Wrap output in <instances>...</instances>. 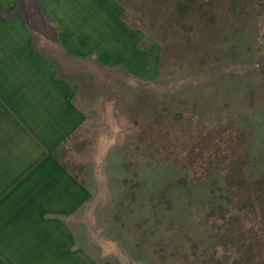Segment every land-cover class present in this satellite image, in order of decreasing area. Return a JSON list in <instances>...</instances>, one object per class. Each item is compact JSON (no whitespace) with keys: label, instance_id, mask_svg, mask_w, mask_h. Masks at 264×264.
Wrapping results in <instances>:
<instances>
[{"label":"rangeland","instance_id":"rangeland-1","mask_svg":"<svg viewBox=\"0 0 264 264\" xmlns=\"http://www.w3.org/2000/svg\"><path fill=\"white\" fill-rule=\"evenodd\" d=\"M21 1L45 26L37 3ZM159 1L123 0L133 22L146 17L154 79L94 66L67 76L86 122L65 159L90 196L68 224L99 263L208 248L225 168L243 155L245 175L264 177V0H208L214 24L190 14L184 29Z\"/></svg>","mask_w":264,"mask_h":264},{"label":"crops","instance_id":"crops-1","mask_svg":"<svg viewBox=\"0 0 264 264\" xmlns=\"http://www.w3.org/2000/svg\"><path fill=\"white\" fill-rule=\"evenodd\" d=\"M21 2L0 0V264H108L68 224L90 196L54 156L86 122L67 76L94 66L154 79L158 50L119 0H38L45 26Z\"/></svg>","mask_w":264,"mask_h":264},{"label":"trees","instance_id":"trees-1","mask_svg":"<svg viewBox=\"0 0 264 264\" xmlns=\"http://www.w3.org/2000/svg\"><path fill=\"white\" fill-rule=\"evenodd\" d=\"M35 2L38 6V0ZM119 2L125 8L124 20L132 27L140 28L151 35L150 30L142 25L146 19L145 15L136 16L133 22L128 15L126 4L123 0ZM159 5H167L170 8L167 15L183 29L181 22L190 14H196L201 21L211 25L216 20L208 0H162ZM22 6L24 5L21 2L20 11L30 19L31 13L24 11ZM43 14L45 17V13ZM0 17L8 16L0 10ZM52 59L55 63L56 56ZM78 133L68 137L54 151V156L76 179L78 178L73 173L72 166L65 158L66 148L73 145ZM243 160V155H237L225 168L221 176V195L218 201L212 202L208 208L207 219L214 223L213 243L199 251L198 243L191 242L186 251L177 248L170 254L157 246V257L161 259L162 264H264V177L248 178L245 175ZM132 189L137 190V186ZM157 245L162 244L159 242ZM165 257H170V262L165 263Z\"/></svg>","mask_w":264,"mask_h":264}]
</instances>
